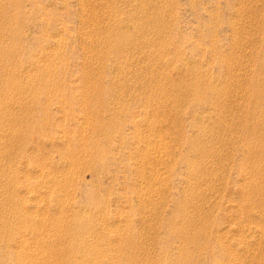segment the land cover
I'll list each match as a JSON object with an SVG mask.
<instances>
[{
	"label": "rangeland",
	"instance_id": "obj_1",
	"mask_svg": "<svg viewBox=\"0 0 264 264\" xmlns=\"http://www.w3.org/2000/svg\"><path fill=\"white\" fill-rule=\"evenodd\" d=\"M77 259L264 264V0H0V264Z\"/></svg>",
	"mask_w": 264,
	"mask_h": 264
},
{
	"label": "bare ground",
	"instance_id": "obj_2",
	"mask_svg": "<svg viewBox=\"0 0 264 264\" xmlns=\"http://www.w3.org/2000/svg\"><path fill=\"white\" fill-rule=\"evenodd\" d=\"M3 105H5V104H3ZM70 182H71V180H69ZM64 183V182H63ZM59 201H61V200H59ZM62 203H63V200H62ZM61 205V204H60ZM65 226V225H64ZM39 232V231H38ZM39 236V235H38ZM68 241V240H67ZM66 242V241H65ZM69 245V244H68ZM67 246V245H66ZM83 246H86V245H83ZM94 249H95V247H93ZM92 248V249H93ZM100 248V247H99ZM104 249V248H103ZM68 250V249H67ZM84 250V249H83ZM58 252V251H57ZM64 252V251H63ZM83 252H85V251H83ZM88 252V251H87ZM59 253H62V252H60L59 251ZM79 253V252H78ZM58 254V253H57ZM83 254V253H82ZM87 254V253H86ZM54 255V254H53ZM77 255V254H76ZM80 255V254H79ZM85 255V254H84ZM66 256V255H65ZM56 257V256H55ZM85 257V256H84ZM76 258V257H75ZM92 258H93V255H92ZM94 258H96V257H94ZM58 259V258H57ZM61 259H62V257H61ZM79 259H80V257H79ZM79 259H77V260H79ZM83 259H85V258H83ZM91 259V258H90ZM42 260V259H41ZM45 260V259H44ZM56 260V259H55ZM65 261H66V259H64ZM63 261V260H62ZM94 261H96L95 259H94ZM77 262V261H76ZM79 262H80V260H79ZM88 262V261H87ZM44 263V262H43ZM68 263V262H67ZM84 263H85V261H84ZM96 263H98V262H96ZM59 264V263H58ZM77 264V263H76ZM79 264V263H78ZM80 264H82L81 262H80ZM90 264V263H89ZM93 264V263H92Z\"/></svg>",
	"mask_w": 264,
	"mask_h": 264
}]
</instances>
